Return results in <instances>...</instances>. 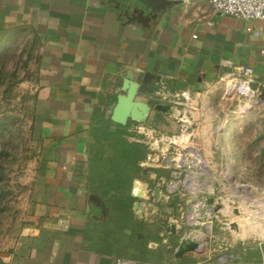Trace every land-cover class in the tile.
Masks as SVG:
<instances>
[{
  "label": "crops",
  "instance_id": "crops-1",
  "mask_svg": "<svg viewBox=\"0 0 264 264\" xmlns=\"http://www.w3.org/2000/svg\"><path fill=\"white\" fill-rule=\"evenodd\" d=\"M173 1L145 26L121 14L113 0H0V31L26 26L40 47L32 124L35 137L42 141L36 186L42 205L35 226L22 231L18 247L6 264H117L121 259L132 264H190L200 260L230 264L236 263L240 250L235 254L233 245L241 244L247 250L256 245L259 262H264L262 242L243 243L247 236H260L264 231L240 216L229 220V233L220 227L211 234L210 239L219 240L217 243L226 252L219 251L212 258L204 251V259L194 252L174 257L175 248L184 239L179 233L182 228L175 225V232H171L169 218L160 219L163 216L159 207L170 208V204L161 200L168 194L167 188L155 184L159 178L169 181V177L148 167L146 157L139 165L147 170L138 171L131 183V195H140L133 210L151 230L158 220L165 222V229H160L158 235L178 233L176 240L170 245L164 237L161 246L150 241L148 261H138L120 257L115 251H98L84 233L90 216L100 219L109 212L104 198L92 193L100 198V204L88 197L90 173L100 166L95 160L100 161L106 154L119 162L117 155L124 153L126 144L144 146L139 129L177 134L183 127L187 128L180 138L184 144L198 146L207 161L221 158L218 154L223 139L214 135L212 128L215 119L236 100L223 97L219 78L234 67L250 66L256 81L253 87L264 91V19L245 21L212 13L206 0ZM118 2L121 6L129 3ZM249 25L250 31L246 30ZM128 71L158 75L166 93L187 91L190 100L185 106L173 105L153 93L138 94L137 99L148 100L151 105L146 120H129L118 129L109 118ZM260 82L263 86L258 85ZM157 104L170 109H156ZM109 143L114 146L110 148ZM224 169L211 167L212 178H204L203 187L212 179L214 185L231 189L234 183L223 177L234 174V170ZM93 182L98 186V179ZM156 189L160 198L155 195ZM180 196L183 209L189 201L186 195ZM236 197L229 193L216 200L213 207L219 220L227 215V208H234L231 205ZM188 216L191 219L193 215ZM196 226L197 236L203 239L192 238L201 246L209 238L204 236L206 228L212 225L203 217ZM225 238L229 242L222 243ZM162 248L163 255L157 258Z\"/></svg>",
  "mask_w": 264,
  "mask_h": 264
},
{
  "label": "rangeland",
  "instance_id": "rangeland-1",
  "mask_svg": "<svg viewBox=\"0 0 264 264\" xmlns=\"http://www.w3.org/2000/svg\"><path fill=\"white\" fill-rule=\"evenodd\" d=\"M39 48L33 32L26 26L0 32V264L8 262L10 255L18 247L22 231L35 226L37 210L42 205L36 193L42 141L35 137L32 124L38 81ZM238 105L237 101L228 105L225 114L221 112L219 119L218 117L215 119L212 133L222 136L223 146H219L218 157L222 156L211 161L203 157L206 173L196 175L195 178L200 181L198 185H201L204 178H212L211 167L223 170L232 167L234 170V174L226 173L223 177L234 183L231 189L228 185H214L212 179L203 188L205 198L203 211L208 208L212 210V217L208 219L212 226L206 228L208 233H204L209 238L204 240L199 252H194L198 253L200 259L205 258L204 251L212 258L216 257L215 253L223 251L224 247L217 243L219 240L210 239L211 234L220 231V227L223 228L222 231L225 230V234L229 233V220L234 216H240L246 222L251 221L254 228L260 229V232L264 231V99L259 98L246 114L240 113ZM194 146L196 145L190 147ZM110 169H116L118 179L123 181V184L127 182L132 172V168L125 163L123 167L121 162L112 163ZM229 193L237 195L231 205L237 212H234V208H227V215L219 220L213 206L221 195ZM203 196L200 194L199 198ZM164 209L167 212H164ZM186 209H190V202L183 210ZM158 210L163 216L160 218L162 220L172 215L171 207H159ZM197 229L198 226H188L179 233L184 237ZM197 234L192 233L194 237ZM164 237H168L166 239L171 245L178 237V233L169 232ZM197 238L203 239V236ZM248 241L262 242L264 246V234L247 236L243 243ZM227 242L229 241L226 239L222 243ZM241 245H233L232 251H235V254L240 250L236 263L234 261L230 264H246L244 261L247 260L251 264H264L263 261L259 262L256 245L248 250ZM212 248L214 252H210L209 249ZM200 262L207 264L203 260Z\"/></svg>",
  "mask_w": 264,
  "mask_h": 264
},
{
  "label": "built area",
  "instance_id": "built-area-1",
  "mask_svg": "<svg viewBox=\"0 0 264 264\" xmlns=\"http://www.w3.org/2000/svg\"><path fill=\"white\" fill-rule=\"evenodd\" d=\"M206 1L212 13L232 15L245 21L264 19V0ZM246 30H251L250 25L246 27ZM254 33L257 34L256 32ZM219 79L222 83L223 97L238 101L239 111L242 114L249 112L254 103L258 102V99L261 98L262 91L258 87H253V83L256 81L250 66L234 67L232 71L221 75ZM258 85L263 86L261 82ZM154 95L157 99L167 100L173 105H183L190 100V94L187 91L166 93L165 90H159ZM183 131L186 132L187 128H181L177 134H169L153 128L139 129V132L143 134L142 143L147 149L146 165L148 167L160 168V173L169 177V181H164L158 175L159 179L155 182L157 187L165 186L167 188L168 194L164 199L169 203L172 196L178 194V197L186 195L187 200L190 202V209L184 211V208L180 207L178 200L176 203V213L170 211L172 215L168 219L169 226L174 225L175 227V225H179L180 228L185 229L188 226H196L203 217L210 219L212 217V210L208 208L203 211L205 206V198L202 193L204 184L198 185L200 181L195 179L196 175L206 173L203 155L198 147H190L191 145H186L180 140ZM194 149L198 150L197 156L192 152ZM152 194L151 192L150 195L152 196ZM200 194L203 197L199 198ZM190 198L194 200L192 201ZM170 207L172 208L171 205ZM188 214L193 215L195 221L192 222ZM193 232L195 231L188 233L184 238L192 239L191 234ZM200 247L198 243V248L200 249ZM117 264L132 263L121 259L118 260ZM190 264L204 263L196 262Z\"/></svg>",
  "mask_w": 264,
  "mask_h": 264
},
{
  "label": "trees",
  "instance_id": "trees-1",
  "mask_svg": "<svg viewBox=\"0 0 264 264\" xmlns=\"http://www.w3.org/2000/svg\"><path fill=\"white\" fill-rule=\"evenodd\" d=\"M4 31L8 30H2V32ZM109 121L117 125L118 129L123 128V125L113 122L110 118ZM112 145L114 146V144H107L110 148H112ZM125 147L124 153L117 155L123 167L125 163L132 168V172L124 184L123 181L118 179L119 174L116 172L118 167L115 170L110 169L111 164L115 163L114 159H109L107 156H104L100 161L95 160V158L91 159L100 165L98 170L90 173L91 193H96L104 198L103 200L109 212L106 217L100 219L90 216L84 233L87 234V237L89 236L92 241L91 244L98 251L103 249L108 252L115 251L116 255L125 259L148 261L151 251L148 243L154 241L161 246L162 239L167 233L159 236L158 231L164 228L165 222H163L164 224L158 222L157 227L154 226V230H151L147 222L135 215L133 205L139 201V198L131 195V183L138 171L145 172L147 170L139 165L146 157L147 149L145 146L135 143L126 144ZM95 178L99 180L98 186L93 185ZM127 230L130 233H127ZM163 252L164 248L160 249L157 258L161 257Z\"/></svg>",
  "mask_w": 264,
  "mask_h": 264
},
{
  "label": "water",
  "instance_id": "water-1",
  "mask_svg": "<svg viewBox=\"0 0 264 264\" xmlns=\"http://www.w3.org/2000/svg\"><path fill=\"white\" fill-rule=\"evenodd\" d=\"M115 1L116 7L120 10L121 14L130 20H136L142 25L147 26L150 20H154L158 15L165 11L170 5L175 3L173 0H126L129 1L125 6H121L118 0ZM160 76L155 75L149 71L139 72L134 75L131 71H128L123 78L120 93L117 95L116 103L112 109L110 119L120 125H126L129 120L145 121L150 110L151 105L149 101L137 99V95H146L149 93L155 94L161 88ZM261 98H264V91L261 92ZM156 109L167 111L170 109L168 105L157 104ZM155 195L159 197V189H156ZM133 197L139 198L140 195L132 194ZM89 199L93 202L102 204L99 197L95 194H89ZM160 198V197H159ZM164 197L161 198V200ZM178 194H174L169 201L172 206L173 213H176V203L178 202ZM137 208V205L135 206ZM171 232H175L174 225H170ZM127 233H130L127 230ZM198 242L186 238L180 241L175 248L174 257L180 258L187 252H199Z\"/></svg>",
  "mask_w": 264,
  "mask_h": 264
},
{
  "label": "bare ground",
  "instance_id": "bare-ground-1",
  "mask_svg": "<svg viewBox=\"0 0 264 264\" xmlns=\"http://www.w3.org/2000/svg\"><path fill=\"white\" fill-rule=\"evenodd\" d=\"M173 110H174V109H173ZM192 152L194 153V155H195V156H197V155H198V151H197V150H195V149H194ZM210 188H211V187H210ZM190 220H192V222H193V221H195V217H194V216H192V218H191ZM194 235H196V233H195ZM191 237H193V235H192V234H191ZM192 239H193V238H192ZM196 239H198V238H196ZM193 240H194V239H193Z\"/></svg>",
  "mask_w": 264,
  "mask_h": 264
}]
</instances>
